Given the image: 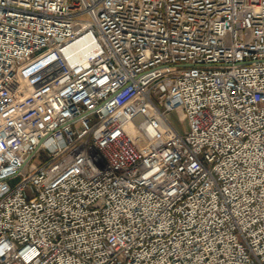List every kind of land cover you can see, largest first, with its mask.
<instances>
[{"label":"built area","instance_id":"1","mask_svg":"<svg viewBox=\"0 0 264 264\" xmlns=\"http://www.w3.org/2000/svg\"><path fill=\"white\" fill-rule=\"evenodd\" d=\"M0 264H264V0H0Z\"/></svg>","mask_w":264,"mask_h":264},{"label":"rangeland","instance_id":"2","mask_svg":"<svg viewBox=\"0 0 264 264\" xmlns=\"http://www.w3.org/2000/svg\"><path fill=\"white\" fill-rule=\"evenodd\" d=\"M46 158H47L46 152L44 151V149H41L39 152H37L35 154L34 157L30 158L29 160L31 162L36 163V164H41L43 161L46 160ZM11 182H13V181H11Z\"/></svg>","mask_w":264,"mask_h":264}]
</instances>
